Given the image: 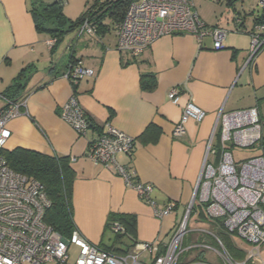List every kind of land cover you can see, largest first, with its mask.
I'll list each match as a JSON object with an SVG mask.
<instances>
[{
	"label": "crops",
	"instance_id": "obj_1",
	"mask_svg": "<svg viewBox=\"0 0 264 264\" xmlns=\"http://www.w3.org/2000/svg\"><path fill=\"white\" fill-rule=\"evenodd\" d=\"M31 2L0 0V81L3 85L0 92L22 67L33 65L25 89L29 93L26 105L23 114L9 122L11 138L6 149L25 148L70 158L75 173L72 196L75 229L93 244L103 247L110 244L107 223L113 214L136 216L135 242L166 241L193 199L215 129L214 148L220 146V112L256 107L264 138V47L251 58L254 19L262 11L252 7L253 10L246 8L241 12L235 5L244 0L234 4L226 0L233 11L226 17L221 14L208 21L195 2L197 12L208 26L228 30L223 47L214 48L209 36L200 42L192 34L166 35L133 59L117 49L118 38L113 31L102 37L75 40L74 35L63 45L68 38L66 34L50 49L46 44L49 34H41L36 29ZM257 5L261 7L260 0ZM111 35H115L114 41L109 42ZM71 53L96 72L76 86L63 76ZM147 72L156 75V87L151 91L141 86V75ZM173 87L180 89L178 104L169 99ZM73 94L93 124L84 136L60 117L61 106ZM189 100L203 108L206 117L200 123L189 121L187 133L175 138L173 129ZM4 105L5 101L1 106ZM109 124L135 138L133 153H119L117 161L132 168L139 181L153 186L151 196L159 207L177 203L174 213L157 218L152 205L142 200L120 175L88 156L90 142ZM235 146L239 145L229 147L233 155ZM218 153L209 154V161L216 163ZM259 153L260 150L247 158ZM198 205L207 219L216 220L208 216L203 205L199 202ZM196 217L209 228L199 227L203 233L197 236L190 230L185 246L209 244L221 250L211 222L200 218L198 212ZM237 238L241 239L232 235L233 244L245 254L241 261L250 264L251 246ZM215 250L192 249L182 256L181 263L224 264ZM262 254L264 245L259 257Z\"/></svg>",
	"mask_w": 264,
	"mask_h": 264
},
{
	"label": "built area",
	"instance_id": "obj_2",
	"mask_svg": "<svg viewBox=\"0 0 264 264\" xmlns=\"http://www.w3.org/2000/svg\"><path fill=\"white\" fill-rule=\"evenodd\" d=\"M260 6L264 9V0H260ZM117 28V49L133 59L139 58L147 47L166 35L192 34L200 42L209 36L214 41V48L219 49L228 33L226 28L206 25L196 10L194 0H130ZM78 33L91 36L95 34V28L85 21ZM251 36L252 58L264 47V24L257 25ZM55 43V38L46 40L50 48ZM95 74L94 69L78 60L67 65L63 76L76 86L82 79ZM0 97L5 101L4 107L0 108V264H180L182 256L192 249L215 250L209 244L185 246L190 214L198 202L206 208L210 218L223 219L229 233L250 244L248 259L260 255L264 245V138L256 107L220 112L218 161L213 163L208 159L209 154L218 153L213 144L215 129L193 199L168 239L159 243L137 242L130 252L114 254L90 242L77 229L67 238L45 222V210L50 201L44 185L36 178L12 169L3 155L11 138L9 122L23 114L27 98L10 100ZM169 99L179 103L178 87L169 91ZM60 117L81 136L93 127L76 94L61 106ZM205 117L206 111L189 100L173 129V136L182 138L187 133L189 121L200 123ZM231 145L259 146L260 153L237 162L229 148ZM134 149L135 138L109 124L90 142L88 156L96 164L120 175L142 200L152 205L157 218L174 213L177 203L159 207L151 196L153 186L139 181L132 168L117 161L119 153L131 155ZM112 230L121 233L124 228L115 222ZM213 236L222 248L215 251L224 264H246L245 261L233 260L222 241L215 234ZM73 245L79 249L74 261L70 254ZM143 254L148 256V261L142 259Z\"/></svg>",
	"mask_w": 264,
	"mask_h": 264
},
{
	"label": "trees",
	"instance_id": "obj_3",
	"mask_svg": "<svg viewBox=\"0 0 264 264\" xmlns=\"http://www.w3.org/2000/svg\"><path fill=\"white\" fill-rule=\"evenodd\" d=\"M129 1L110 0V2H103L100 0H86V9L76 20L68 19L64 15L63 8L68 0H52L51 2L32 0L31 12L35 18L37 31L44 34L46 32V34H49V38H55V47L64 35L71 31H75L74 40L88 36L78 33V30L85 21H89L95 28V34L91 35V37H102V35L110 31L115 32L117 36V25L124 17ZM236 1L238 0H228L232 4ZM259 24H264V10L255 16L254 28ZM261 50L262 48L257 51L253 58ZM78 60L80 59H76L74 53H71L67 65ZM32 70L33 65L30 64L22 67L11 83L0 92V95L10 100L27 98L29 93L25 92V89L32 76ZM141 86L146 91L155 89V73H143L141 75ZM262 143L264 144V141ZM3 155L12 169L29 177L36 178L44 185L45 193L50 201V205L45 210V222L59 231L64 237H71L72 232L75 230L72 204L75 173L71 167L70 158L61 155H46L25 148L6 149L3 151ZM197 212L200 218L211 222L210 224L213 226L215 235L222 241L225 250L233 260L241 261V259L245 258L243 251L233 244L232 235L234 234L229 233L225 229L223 219H216L215 221L207 219L208 217L198 204L193 206L190 217L193 213L197 214ZM115 222H119L124 231L115 233L112 230L115 233L113 243L105 247H99L110 253L126 254L138 242H135L137 230L136 216L131 214H113L108 219V229H112V225Z\"/></svg>",
	"mask_w": 264,
	"mask_h": 264
},
{
	"label": "rangeland",
	"instance_id": "obj_4",
	"mask_svg": "<svg viewBox=\"0 0 264 264\" xmlns=\"http://www.w3.org/2000/svg\"><path fill=\"white\" fill-rule=\"evenodd\" d=\"M196 2V5L198 7V10L200 11V14H202L206 20L212 21L215 20L216 16H219L223 14L225 17L227 16L228 12H232L233 8L230 6H227L226 0H194V3ZM258 0H244V2H237L236 3V9L243 12V9H252L255 8L256 11H263L261 7H258L257 5ZM195 5V7H196ZM86 9V0H68L67 4L63 8L64 15L71 20H76L78 17L81 16L82 12ZM253 10V9H252ZM46 33V32H45ZM42 34V33H41ZM75 35V31H71L68 33V38L64 40V44L68 42V40ZM115 37V35H114ZM113 35L110 36V41H114ZM227 39V38H226ZM106 42L107 39L105 38ZM62 45V46H63ZM2 85V81H0V88ZM3 99L0 98V106L3 103ZM2 107V106H1ZM234 148V156L235 158L243 157L247 158L251 156V154H256L257 151L260 150L259 146L255 147H239L235 146ZM252 148H257L256 150H253ZM199 221V222H198ZM201 227L202 229H207L209 228L207 223H203L200 220L197 219L196 214L193 213L192 216L189 218V223H188V229L191 232H195V236L203 233L202 230L199 229ZM205 227V228H204ZM197 228V230L195 229ZM110 235L109 237L111 238L109 243L112 244L114 240V235L115 233L112 231V229H109ZM238 241H241L243 244L244 242L237 238ZM108 244V245H110ZM79 249L76 246H71L70 249V254H71V259L74 261L76 257L78 256ZM142 259L148 261V256L146 254L142 255ZM250 264H264V255L262 254L261 257L255 256L250 260Z\"/></svg>",
	"mask_w": 264,
	"mask_h": 264
}]
</instances>
